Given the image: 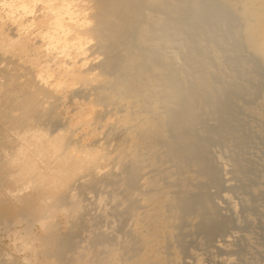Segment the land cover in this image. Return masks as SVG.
I'll use <instances>...</instances> for the list:
<instances>
[{
  "label": "bare ground",
  "instance_id": "bare-ground-1",
  "mask_svg": "<svg viewBox=\"0 0 264 264\" xmlns=\"http://www.w3.org/2000/svg\"><path fill=\"white\" fill-rule=\"evenodd\" d=\"M220 7L228 12L223 17ZM208 12L221 17L216 22ZM228 14L236 21L229 24ZM200 15L215 24L197 21L192 26ZM215 33L219 41L208 38ZM222 38L232 40V50L223 47ZM190 45L195 48L182 56ZM222 50L235 51L234 60L251 75L246 87L240 83L246 77L243 70L230 71L233 60L225 63ZM245 55L259 66L241 60ZM170 58L175 62L169 64ZM224 78L233 81L225 88L234 96L243 87L246 94L255 93L262 80L259 96L264 99V0H0V264H181L185 249L176 246L187 241L177 239L178 245L166 252L165 239L178 237L177 221L194 224L202 213L180 216L196 192L193 198L192 188L188 192L178 182L187 191L178 189L183 199L193 194L191 201L180 200L185 204L180 212L170 201L171 195L180 196L174 193L179 186L171 194L168 187L176 181L165 188L164 179L181 176L178 170L185 176L195 156L205 158L208 147L202 141L216 137L220 120L229 123L217 114L230 101L251 115L259 110L242 102L238 93L227 102L221 91L228 82L221 84ZM205 116L217 127L212 135L200 127ZM256 117L264 124L263 114ZM185 159L190 162L182 166ZM215 159L220 168L229 162L221 154ZM198 164L191 163L192 173L202 166ZM246 167L236 165L230 174L241 177L239 169ZM199 173L184 180L204 186L208 178ZM226 175L224 170L223 185L234 182L236 176ZM222 194L232 202L229 189ZM192 209L187 208L189 213ZM247 218L254 219L252 214ZM216 226L208 233L218 229L223 234L225 228ZM199 236L200 243L209 241ZM227 262L246 264L234 257Z\"/></svg>",
  "mask_w": 264,
  "mask_h": 264
},
{
  "label": "rangeland",
  "instance_id": "rangeland-1",
  "mask_svg": "<svg viewBox=\"0 0 264 264\" xmlns=\"http://www.w3.org/2000/svg\"><path fill=\"white\" fill-rule=\"evenodd\" d=\"M221 8H223V7H220L219 9H218V11H220V12H222V13H220V12H218V14L220 13V15L223 17V15L222 14H224L225 13V15H226V13H228V12H225L224 11V9H221ZM223 10V11H222ZM217 12V11H216ZM210 13H212V12H210ZM210 13L208 12V14L210 15ZM208 14H207V16H208ZM212 14H214V13H212ZM216 15V14H215ZM219 15V16H220ZM225 15H224V17H225ZM204 17H206V15H203ZM211 16V15H210ZM210 16L209 17H207L206 19H208V18H210ZM218 15H217V17H219ZM220 16V17H221ZM200 17V18H199ZM204 17H202V15H200V16H198V20H194L191 24H193L192 26H196V25H198L199 24V22H201V23H205V24H215V23H212V22H210L209 23V20H211L212 18L213 19H215V21L218 19L217 17H213V15L211 16L212 18H210L208 21H206V20H204ZM227 17H229V19L230 20H228V22H229V24H230V22H231V20H235L236 18L235 17H233V16H230L229 14L226 16V18ZM232 17L233 18H235V19H232ZM225 18V19H226ZM196 19V18H195ZM213 19L211 20V21H213ZM203 20V21H202ZM197 21H199V22H197ZM214 21V22H215ZM236 21V20H235ZM197 22V23H196ZM207 22V23H206ZM217 22V21H216ZM233 22V21H232ZM194 23H196V24H194ZM228 24V25H229ZM213 35H214V37H213ZM212 36H209L208 38H210L211 37V39L213 40V41H215L217 38H218V36L217 35H219L218 33H215V34H213ZM217 36V37H216ZM216 38V39H215ZM219 38H220V35H219ZM218 38V39H219ZM206 39V41H210V40H208L207 38H205ZM217 39V41H219ZM223 40H222V42H224V44H223V47H229V50H232L231 48H232V45L233 44H231L230 42H232V40L231 39H224V38H222ZM225 40H226V42H225ZM229 42H228V41ZM230 44V45H228L227 46V44L228 43ZM233 43V42H232ZM224 45H226V46H224ZM231 46V47H230ZM222 47V49H224ZM190 48H191V50H193L195 47H194V45H190L189 47H188V49L184 52V51H181L182 53H183V55H182V53L181 52H179V56L180 57H182V56H184L186 53H188V52H190ZM228 49V48H227ZM222 51H224V50H222ZM221 51V52H222ZM170 52V51H169ZM233 53H234V55L235 56H232L233 55ZM170 54H173V56H174V53L173 52H171ZM169 54V55H170ZM182 55V56H181ZM172 55L170 56L171 58L173 57ZM238 55H236L235 54V51L234 52H232L231 54L230 53H226L225 51L224 52H222V59H223V61L225 62V63H227V62H230V59L231 60H233V61H231L230 63L231 64H233L234 66L232 67V68H229V70L230 71H232V69H241V70H243L241 67H240V63H238V61H236V60H234V59H236V57H237ZM227 57H229L228 59H227ZM245 57H246V59H245ZM170 58V59H171ZM248 58V59H247ZM254 58L252 57L251 58V56H242L241 57V60H243V61H246V62H249V61H252V63L250 62V65H252L253 63V65L252 66H254L255 64H256V61L255 60H253ZM168 61V63L169 64H172L173 62H175V60L174 59H171L170 61L169 60H167ZM172 61V62H171ZM209 61V60H208ZM207 61V62H208ZM171 62V63H170ZM208 63H210V65L212 66V67H215V65H214V63L212 62L211 63V60L208 62ZM236 63V64H235ZM239 65V66H238ZM258 64H256L255 66H257ZM232 66V65H231ZM230 66V67H231ZM239 68H238V67ZM259 66V65H258ZM257 66V67H258ZM256 67V69H260V68H257ZM180 68V67H179ZM182 68V67H181ZM183 69H186V68H183ZM239 70H234L233 72H236L237 71V73H239V75H240V71ZM257 70H254V74H256L257 72V75L256 76H258L259 77V79L260 78H262V76H261V74H262V72L260 71V70H258L257 72H256ZM260 71V72H259ZM244 72V70L242 71V73ZM246 75V77H245V75ZM248 74V75H247ZM243 75H244V77L245 78H242V76L239 78V79H241L242 81L240 82L242 85H246V84H248V83H250V79L249 78H251V75L245 70V73H243ZM243 80H244V82H243ZM226 81H228L227 82V86H225L226 85V83H225V85H224V82H226ZM260 81V83L262 82V80H259ZM216 82H217V80H216ZM233 82V81H232ZM232 82H230L229 83V80L227 79L226 80V78H224V80H222V83L221 84H223L222 86V92L224 93L225 91V96L227 97V102H229L231 99H230V97L229 96H231L232 98L233 97H235L236 95H237V93H238V95L236 96V97H238V98H240V99H242V102L244 101V102H247V104H249L248 102H252L251 104H252V106L253 107H257V109H259V110H257V113L255 112L254 113V115H251L250 113H248L247 111H245V112H247V114H250L251 116H248L243 110L244 109H241L240 107H235V106H238V105H231L230 103H231V101H230V103H228V106L226 107V109L225 110H223V111H220L217 115V118H220V116H222V117H225V118H227L228 120H229V123L228 124H226L225 123V125H224V122L222 123L221 122V120H220V124H219V126L220 125H222V129H221V127H219V126H217L218 127V129L220 130V131H218V132H216L215 131V129H217V127H211V125H213V124H211L212 123V117H209V116H205V117H209L210 119H207V118H205L204 117V121H202L201 123L202 124H200V127H207V131H209L210 133H211V135L213 134V131L212 130H214L215 131V134H216V137H215V135L213 136L212 135V137L214 138V139H212L213 140V142H212V140H211V138L212 137H207L208 139H206L205 138V140H201L202 142H205V144H206V147H208V149L207 148H205V149H207L206 151L208 152H206V154L204 155V153L202 154L203 155V157H205V158H207V160L205 159V158H202V157H199L200 156V154H198L199 156H195L196 157V160H194V158L192 159V161L190 162L188 159H185V160H183L182 161V166H183V163H184V165H186V163L189 161L190 163V165H186V167H187V169H190V171L189 170H187L186 169V171H185V176H183V171L182 170H178V172H177V174L179 175V174H181V176L179 175V176H177L176 177V179L177 178H179V179H172V181H171V179L169 180H167V179H164V182H163V186L165 185L166 187L165 188H167V186H168V184H171V183H175V181H176V183L178 184V185H176V187H174L175 186V184H174V186L172 185V187H174V188H172L171 187V185H170V187H168L169 188V190H170V192H171V194H173L172 192H174L175 190H176V188H177V190L178 189H180L181 190V192H182V190L186 187H188L186 190L189 192L190 191V189L192 190V192L190 191V193H195L196 192V195L197 196H199V197H197L195 194L193 195V198H194V200L196 199V201H194L192 198H188V197H191L192 195L190 194V193H186L185 194V196H187V195H189L190 194V196H188V197H186V198H188L190 201H191V199L193 200V201H191V203L192 204H196L197 205V202L199 203V201H197V199H199V198H201V199H199L200 200V205H198V206H196L195 204L194 205H192L191 203H186L187 205H191V206H195V207H188L187 205V208H189V210H190V208H193L192 210H194L192 213L190 212L189 213V210H187V208H185V204H183V205H180L179 203L181 202L180 200H182L183 198L181 197V196H183L184 194H181L180 193V190H178L179 191V193L180 194H178L177 192H174V193H176V195H180V196H177V198H176V196H173V195H175V194H173V195H171V194H169V195H171V197H173L172 198V200H171V198H170V201L173 203V207L174 208H177V210H179L180 211V208L181 207H183V208H185L186 210H183L182 211V208H181V211L184 213H182L181 211V215L180 216H184V217H187L188 216V214H189V218H190V216H192V217H194L196 214H198L199 216H200V214L199 213H202V215H201V217H199L198 215V217H199V219H195V221H193V222H195L194 224L192 223V221L190 222V223H188L187 222V224L189 225H187V224H185V223H183V220L182 219H180L179 221H177L178 223L175 225L176 227L175 228H177L176 230H175V234H176V236H178L177 238L175 237L174 238V240L172 241V239H171V245H169L168 246V243H170V241H166V239L168 238H166L165 239V243L167 244V247H166V245H165V250L164 251H166V250H168L169 251V249L171 248V246H176V245H178V241H177V239L179 240V241H181V239L182 240H184V241H187V243L188 242H190V244L188 243H184V241H183V243L182 244H185L184 246L183 245H181V243H179V246H176V247H180V246H182V247H180L179 249H185L184 251H181L182 253H183V260L181 261V264H231V263H228L227 262V259L229 258V257H234L235 259H236V261H237V263H246V264H264V180H262L261 178H263L264 177V162H262V161H264V136H262L261 134H260V137H259V133H261V131H259V130H263L264 131V124L261 122H259V118L258 117H256L257 115H259V114H263L264 115V99H262L261 100V96H259V91H261V89H262V87H261V89L259 88L261 85H259L260 83H258V85H256L255 87H256V89H255V93L253 92V94H254V96H252L253 94L251 93V95H250V93H247L246 94V90H245V87H243L242 88V91H240V94H241V92H242V94L239 96V92H234L236 95L234 96V94L233 93H229L228 94V91H227V89H228V87H230V86H228V84H231ZM243 82V83H242ZM218 83H220V81L218 80ZM227 89H226V88ZM224 88V89H223ZM257 88H259V89H257ZM226 89V90H225ZM191 91H193V89H190ZM190 91V92H191ZM243 91H244V93H243ZM258 91V92H257ZM194 92V91H193ZM221 92V93H222ZM242 95H244V96H242ZM249 95V96H248ZM256 95V96H255ZM250 96H252V97H250ZM259 96V97H258ZM242 97V98H241ZM254 97V98H253ZM247 98V99H246ZM249 98V99H248ZM257 98V99H256ZM247 100V101H246ZM263 102V103H260V102ZM229 104H230V106H229ZM246 104V103H245ZM233 106V107H232ZM230 107V108H229ZM235 107V108H234ZM233 108V109H232ZM239 108V109H238ZM260 109H262V110H260ZM244 112V113H243ZM221 113V114H220ZM243 113V114H242ZM245 114L247 115L246 117L247 118H245ZM241 115L243 116V117H241ZM237 120H236V119ZM239 118H242V120H240V121H242V123L240 122V121H238L239 120ZM244 118L246 119V121L244 120ZM205 119H206V121H205ZM233 119V120H232ZM203 122H205L204 124H203ZM219 122V121H218ZM209 123V124H208ZM222 123V124H221ZM235 125H234V124ZM241 123V124H240ZM206 125V126H205ZM210 127V130H208L209 129V127ZM225 127V129H224V127ZM234 126V127H233ZM199 127V128H200ZM242 127V128H241ZM212 128H215V129H212ZM237 128V129H236ZM204 129V128H203ZM239 129V130H238ZM242 129H243V131H242ZM226 130V131H225ZM241 130V131H240ZM221 131H223V132H221ZM225 131V132H224ZM238 132V133H236V132ZM252 131H253V133H252ZM255 131V132H254ZM227 132H230V133H227ZM243 132H244V135H243ZM219 133H221L220 135H219ZM223 133V134H222ZM217 134H218V136H217ZM249 134V135H248ZM235 135V136H234ZM240 135V136H239ZM252 135V136H251ZM221 136H223V138L221 137ZM248 136V137H247ZM224 137H226V138H224ZM237 137V138H236ZM238 137H241L242 138V140H241V138H238ZM244 137V138H243ZM262 138V139H261ZM250 139V140H249ZM210 140V141H209ZM217 140H218V142H217ZM223 141V142H222ZM230 141H232L231 142V144H233L234 146L233 147H231V144H230ZM219 142H222V143H219ZM237 142V144L239 145V147H238V145L236 146V143ZM239 142V143H238ZM247 143V144H246ZM207 144H209L208 146H207ZM211 145V146H210ZM258 145H259V147H258ZM236 146V147H235ZM262 146V147H261ZM210 147V148H209ZM255 148V149H254ZM260 149V150H259ZM211 150V151H210ZM217 150V151H216ZM209 151H210V154H209ZM220 151H222V152H220ZM260 151H262V152H260ZM242 152V153H241ZM250 152V153H249ZM194 155H197V154H195V153H193ZM192 154V155H193ZM211 154H212V156H211ZM216 154V155H215ZM218 154H221V155H224V156H226L228 159H229V162H227V166L226 167H224L223 168V166H222V168H220L221 166L219 165L218 166V160L217 159H215L217 156H218ZM201 155V156H202ZM216 156V157H215ZM256 156V157H255ZM260 157V158H258V157ZM193 157V156H192ZM198 157L200 158V161H199V159H198ZM211 157V158H210ZM253 157V158H252ZM232 158V159H231ZM262 158H263V160H262ZM231 159V160H230ZM260 159V160H259ZM198 160V161H197ZM209 160V161H208ZM212 160V161H211ZM215 160V161H214ZM196 163V162H198V163H200V165H202V166H200L199 164H198V166H200L199 167V169L198 168H196L198 171H193L194 173H192V169L194 170L195 168H193V167H190V166H193V165H191V163ZM207 162H209V164H207ZM211 162V163H210ZM216 162H217V164H216ZM188 164V163H187ZM207 164V165H206ZM210 164H212L211 166H210ZM242 164L243 165H247L248 166V168L246 167V169H248L247 171H246V169L245 168H242V169H245L244 171H242L241 172V170L242 169H239L240 170V173L242 174V176L240 177V176H236V175H234V176H236V178H234L235 180H234V182L233 181H231V182H229V183H225V185H223L224 183H222V181H223V179H222V175L224 174V170L228 173V175H226L227 177H225V178H232V177H234L233 176V174H235V173H231L230 174V172H233V170H235V166L237 165H241L242 166ZM258 164H261V165H259L258 166ZM253 168H251V167ZM258 166V167H257ZM261 166L263 167V168H261ZM185 167V166H184ZM202 167H204V168H202ZM213 167V168H212ZM219 167V168H218ZM256 167V168H255ZM192 168V169H191ZM206 168H207V170H206ZM203 169L205 170V171H207V172H205V171H203ZM209 169V170H208ZM214 169V170H213ZM216 169H217V171H216ZM222 169V170H221ZM219 170H221V171H219ZM187 171H189V172H187ZM214 171H216V173H217V175H215V173H213ZM179 172H181V173H179ZM191 172V173H190ZM200 172V173H199ZM205 172V174H203ZM220 172V173H219ZM198 173H199V175H201V173H202V175H206L207 176V178H208V182L206 181V183L204 184V186L202 185H200L199 183H197L196 185L197 186H201V188L200 189H197L196 187V185H195V183H192V181L190 180V179H186V180H184L185 178H188V176L187 175H189V174H194L193 176L192 175H189V176H192V177H196V176H198ZM221 173H223V174H221ZM220 174V175H219ZM209 175H211V176H209ZM232 175V176H231ZM256 175V176H255ZM182 177V178H181ZM210 177V178H209ZM213 177V178H212ZM228 178V179H229ZM212 179V180H211ZM219 179H221V180H219ZM242 179V180H241ZM167 180V181H166ZM175 180V181H174ZM183 180V182L184 183H182L181 181ZM209 180H211V181H209ZM237 180V181H236ZM166 181V182H165ZM168 181H170V182H168ZM174 181V182H173ZM190 183H189V182ZM239 181H240V183H239ZM250 183H249V182ZM262 181V182H261ZM181 184V185H183L184 186V188H183V186H181V185H179V183ZM214 182H216V183H214ZM233 182V183H232ZM167 185H166V184ZM187 183H188V185H187ZM208 183V184H207ZM232 183V184H231ZM191 184H193V186L191 185ZM199 184V185H198ZM207 184V185H206ZM217 184V185H216ZM219 184V185H218ZM243 184L245 185V186H243ZM230 185H231V189H230ZM182 187V189H181V187ZM192 186V187H191ZM199 186V187H200ZM207 188H206V187ZM213 186V187H212ZM227 186H229L228 188H227ZM234 186V187H233ZM235 186H236V188H235ZM233 187V188H232ZM214 188V189H213ZM239 188V189H238ZM244 188V189H243ZM246 188V189H245ZM253 188L254 189H258V192L257 193H255V192H253ZM173 189H175L174 191H173ZM195 189H197L199 192L200 191H202L201 189H203V193L202 192H200V193H198L197 194V192L198 191H195ZM209 189V190H208ZM228 190L229 189V192H230V194H231V196H233L232 197V202H231V200L229 201H227L226 199H224L225 197H224V195L222 194V191L223 190ZM249 189H250V191H249ZM186 190H183V191H186ZM208 190V191H207ZM211 190V191H210ZM186 191V192H187ZM246 191V192H245ZM248 191V192H247ZM236 192V193H235ZM262 192V193H261ZM205 194V196L204 195H202V194ZM252 193H253V195H252ZM256 195H255V194ZM238 194V195H237ZM168 195V196H169ZM202 195V196H201ZM207 195V196H206ZM236 196L238 197V198H236ZM252 196V197H251ZM258 196V197H257ZM175 197V198H174ZM179 197H181V199H179ZM206 197V198H205ZM224 197V198H223ZM186 198L185 199H183L182 200V203H183V201H185L186 200ZM203 198L205 199V200H207V203L209 204V205H207V207H205L204 205H205V202L203 201ZM250 199V202H251V204L250 205H252V206H248L247 207V203L246 202H244L242 199ZM174 199V200H173ZM176 199H179V200H176ZM188 199H187V201H185V202H188ZM210 199V200H209ZM177 201V203H176V201ZM254 200V201H253ZM174 201V202H173ZM179 201V202H178ZM189 201V202H190ZM204 202V204H202L203 202ZM213 201V202H212ZM243 201V202H242ZM184 202V203H185ZM194 202V203H193ZM217 202V203H216ZM176 203V204H175ZM212 203H214V206H213V204L211 205ZM216 203V204H215ZM234 203L237 205V208L236 209H234ZM244 203V204H243ZM202 204V205H201ZM246 204V205H245ZM180 205V206H179ZM176 206V207H175ZM199 206H202V207H200L199 208ZM244 206H246V207H244ZM180 207V208H179ZM196 207H198L199 208V210L197 211L195 208ZM255 207H257V208H255ZM202 208V209H201ZM210 208V209H209ZM231 208V209H230ZM242 208V209H241ZM247 208V209H246ZM252 208V209H251ZM225 209V210H224ZM241 209V210H240ZM196 210V211H195ZM201 210V211H200ZM208 210V211H207ZM210 210V211H209ZM242 210H244V212L242 211ZM256 210V211H255ZM179 211H177V213L179 212ZM191 211V210H190ZM219 211V212H218ZM236 211V212H235ZM260 211V212H259ZM179 212V213H180ZM233 212V213H232ZM240 212V213H239ZM185 213H188L187 214V216H186V214ZM221 215H219V214ZM246 213H249L250 215L252 214V217L254 218V219H248L247 217L249 216V214H247L246 215ZM222 214H223V216L224 215H227V216H224V218L225 219H227V220H225V222L224 223H222L223 225V227L225 228V229H222L223 227H221V222H223V220H222ZM260 214V215H259ZM243 215V216H242ZM182 216V217H183ZM235 216V217H234ZM183 217V218H184ZM191 217V218H192ZM197 217V218H198ZM203 217H204V219H203ZM219 217V218H218ZM227 217V218H226ZM258 217V218H257ZM214 218H216L215 220H214ZM218 218V219H217ZM245 218L246 219H248V220H251V221H253V222H255V223H252V222H250V221H248V220H246L245 221ZM207 219V220H206ZM213 219V220H212ZM219 219H221V222H219ZM197 220V221H196ZM233 220V221H232ZM241 220H242V222H241ZM204 221V222H203ZM210 221V222H209ZM214 223H213V222ZM216 221H218V222H216ZM226 221H227V223H228V225L226 224ZM206 222H208V224L206 223ZM213 224H212V223ZM216 222V223H215ZM237 222V223H236ZM241 222V223H240ZM249 222V223H248ZM262 222V223H261ZM204 223V224H203ZM210 223V224H209ZM181 224V225H180ZM190 224H191V226H190ZM194 226H193V225ZM207 224V225H206ZM214 224H217V226L216 227H218V225H220V228L219 229H222L223 230V234H222V232H217V231H219L218 229L217 230H213L212 229V231L211 232H213L214 234H212L213 235V237L212 236H210L211 235V232H209L208 233V231L209 230H211L210 229V227L211 228H213L212 226L214 225ZM235 224H237V225H235ZM259 224V225H258ZM203 225H205V226H207V227H203ZM225 225V226H224ZM242 227H241V226ZM246 225V226H245ZM187 226V227H186ZM237 226L239 227V228H237ZM245 226V227H244ZM255 226V227H254ZM179 227H180V229H181V231H180V229H179ZM181 227H183V229L181 228ZM200 227H203V229H201ZM246 227H247V229H246ZM258 227H261V228H259L258 229ZM186 228V229H185ZM238 230H237V229ZM252 228H253V230H252ZM189 229H191V231L189 230ZM201 229V233H200V230ZM233 229V230H232ZM235 229V230H234ZM177 230H179V231H177ZM194 230V231H193ZM203 230H205V231H203ZM248 232H247V231ZM177 231V232H176ZM183 231V232H182ZM187 231V232H186ZM192 231H193V235H192ZM221 231V230H220ZM243 233H242V232ZM254 231H256V232H254ZM203 232H205V233H203ZM183 233V234H182ZM185 233V234H184ZM203 233V234H202ZM259 233V234H258ZM187 234V235H186ZM190 234V235H189ZM243 234V235H242ZM244 234H245V236L248 234V235H250V237H252L250 240H247L246 239V237L244 238V239H246L245 241H244V239H242V237H244ZM191 237H189V236ZM199 235H202L203 237H205V238H207V239H209V241H202L201 243L199 242V240H198V238H200V236ZM241 235H242V237H241ZM181 238H180V237ZM182 236L184 237V236H186V240L184 239V238H182ZM165 237V236H164ZM3 238V240L5 241V242H7L8 241V238H6V236H3L2 237ZM180 238V239H179ZM169 238L167 239V240H170ZM176 239V240H175ZM188 239H189V241H188ZM211 239V240H210ZM241 239H242V241H241ZM196 240V241H195ZM204 240V239H203ZM206 240V239H205ZM175 241V245L173 244V242ZM168 242V243H167ZM182 242V241H181ZM192 242V243H191ZM204 242V243H203ZM177 243V244H176ZM185 247V248H184ZM226 248H229V250H227ZM240 249V250H239ZM259 249V250H258ZM223 250H225L224 252H223ZM168 251H166V252H168ZM237 255H239V256H237ZM246 256V257H245ZM222 258H224V259H222ZM243 258L246 260V261H244L243 260ZM221 260H224L223 262L221 261ZM226 262V263H225ZM171 264H172V262H171ZM174 264V263H173Z\"/></svg>",
  "mask_w": 264,
  "mask_h": 264
}]
</instances>
